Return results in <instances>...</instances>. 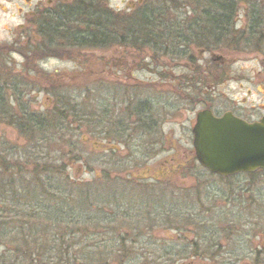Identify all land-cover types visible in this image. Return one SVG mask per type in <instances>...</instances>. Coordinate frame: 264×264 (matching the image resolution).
Listing matches in <instances>:
<instances>
[{
    "label": "rangeland",
    "instance_id": "1",
    "mask_svg": "<svg viewBox=\"0 0 264 264\" xmlns=\"http://www.w3.org/2000/svg\"><path fill=\"white\" fill-rule=\"evenodd\" d=\"M180 1L181 0H105L104 4L110 9L123 12L136 11L143 4L157 5L160 8L166 9L171 14L168 15V17L175 20L174 23L176 24V28L174 31H180L183 25H194L195 20L192 22V18L198 19L196 17H199V15L193 17L195 12H199V4L197 2L186 0L189 7L181 9L182 5H180ZM79 2L80 0H62L59 5V2L55 0L53 1V5L49 6L47 0H0V82L4 83V90L7 93L8 99L10 98L8 101L10 110H16V113H18V110L22 112V109H25V112L28 113H30V110H51L54 99H47L46 96L48 95L45 93V87H51L55 81H58L61 87L63 84L67 85L63 91H60V96H62L60 99H67L70 105L68 108H71L74 102L76 103V109H80L83 113L92 110L93 114H96L94 109H98L100 112L105 108L108 95L106 93V86L115 83L113 80L105 81V74L103 71L96 73V71L101 69L98 60L104 59L102 56H104L105 47H93L92 49L91 47L82 48L88 50H81V55H79V50L75 47H71L72 42L69 36L74 32L78 38L81 36L80 32L87 29V27H85V21L88 20H85L86 17L81 14L82 7L73 8L80 6ZM169 2L171 4L170 6L165 5ZM243 7L244 5H240L238 9L240 12L238 16L239 19L243 14ZM184 11H190L189 19L191 22L185 20ZM76 19H78V21H76ZM76 22L78 24H76ZM183 30H185V28ZM243 32L245 33L246 31L243 30ZM181 39L184 40L183 38ZM239 39V44L241 46L238 48L233 46L228 49L219 48L215 50L218 54H224L225 57L234 59L233 64H229L225 67L228 75L233 79L227 83L224 88H219L216 94L223 96L233 92L236 96H239L243 95V93L245 94L248 88L250 91L247 97L248 101L264 102V93L261 92V88H257L258 91L260 90L261 94L255 90L256 83L264 88V41L255 44V38L252 36L249 38L246 34L240 36ZM247 39L249 40L247 41ZM34 47H36V49L38 47L39 50L42 49V51L36 52L35 55L32 56L33 51L31 49ZM55 50H61L62 52L58 53L59 56H55ZM198 51L197 48L191 50L192 56L196 58ZM208 57V54H204V58L208 59ZM176 60L184 62L185 58L180 56L177 57ZM164 61L166 62L168 60L164 59ZM210 69H215V66L211 64ZM173 70L175 74L186 72L183 68L178 67ZM86 73L88 75L97 74L96 76H101L102 82L95 84L89 80L85 83L82 82L84 77H89ZM29 75L33 76L34 79L29 80ZM70 75L75 76L71 77ZM136 75L140 77L144 75V77H146L149 73L145 68L143 71L136 73ZM73 77H75V79H73ZM57 78H60L61 81ZM252 82L255 83V86L251 84ZM117 86L119 87L120 84H117ZM117 91L120 93L122 90L118 88ZM198 91V93L201 94V89L198 88ZM186 92L188 91L184 93ZM198 96L199 94H192V104L187 102L183 104L180 103V114H177L180 116L175 119L182 121L181 126L179 123L174 124L173 121L163 125V146L168 149H165V152L160 154L159 158L161 159L167 153L177 152L176 155L172 154L173 160H169L168 164H156L158 158L151 160L150 157L146 160L142 158L140 162H137L136 160L139 156L133 155L137 152L134 150V146L118 148V154L120 156H117V153H105V147L102 148L99 144V141H105L101 138V136H104L103 133H100L102 135L99 134L100 129L96 131L98 132L99 130L98 134H90V132L86 130L82 132L75 130L70 134L71 131L63 129L64 134L61 140H59L60 137L56 139L59 140L60 152L53 153L57 158H59L60 155V162L64 161L63 171L65 175L71 181H75L77 185L80 184L83 186V188H78V192L84 190L90 199L99 203H102V201H109V203H107L108 207L105 210L107 213L115 207H121V209L124 210L128 208L132 210L138 209L144 212L147 211L148 205L152 204L151 208H149L151 212L156 211L158 217L161 216L160 213L165 212H170L171 214L173 212L176 216H180L183 220L178 219L179 222H172V224H174L173 229L155 227L154 230L157 231L155 235H153L154 237H152L160 240V242L166 243L165 249H170L175 243L176 245L185 244L186 242H190L189 240H192L193 237V240H195L196 237H201L200 241L198 240L200 243V246L199 244L198 246L199 248H205L204 251H202L204 252L203 258L196 257L177 261L191 262V264H254L251 255L242 252L248 251L247 244H249V242H247L243 249H238V255L236 257H228L232 254L231 251L233 250L224 249L223 251V249L216 246V249L219 250H217V254H215L214 246L210 248L207 247V245L218 242V238L222 239L221 229L218 228L216 222L211 220L212 218L210 215L216 213V211H224V209L222 207L212 208V206H221L224 203V205H226L225 209H229L231 218L234 220L241 219L242 224L247 226L244 228L248 229L246 230L248 232L258 227L257 225L253 227L250 226L256 223L257 214L254 209H242L245 207L242 206V204L240 207V204H236L232 198H230L231 201L230 199H225L226 197L224 196H220H222V192L223 195H226L222 189L233 188L237 180L240 181L241 188H259L260 195H262L264 188L261 189L260 187L264 185V176L260 178L261 175H243L240 176L239 179L230 177L222 180L217 175L210 174L207 170L202 169L196 163H194V165L189 164L188 159H190V157L188 152L192 148L190 145L188 120L194 116L197 110L203 108L202 103H200L201 101L196 100ZM90 118H96V116L92 115ZM1 122L0 160H7V162H9L8 165L12 166L8 169L10 172L16 171L14 168L16 165H26L25 168H33L34 163H28V161H30L29 154L31 156L32 154L40 153L36 145L33 144L34 142L31 141L30 143L26 139L27 135H23L18 131L17 125L11 124L9 120ZM74 125H78V122ZM56 140L54 139L52 143H55ZM83 140L85 141L81 144L80 142ZM93 141H96V143ZM174 148H177V150H174ZM104 154L106 155L105 157H103ZM50 155L52 156V154ZM109 155H111L112 159L120 158L118 160L123 163V167L114 169L112 165H107L105 160H110ZM26 158H29L28 161H25ZM168 165L171 166L169 172H171L172 175L176 174L180 176L176 179L177 187H174V191L177 192L178 195H182L176 198L178 199L177 202L175 201L176 199H172L165 195L168 194V192L163 189L161 183L151 182L153 181L152 179L136 181L135 183L130 182L126 188L125 185L111 182L112 179L110 174H121L122 172L126 173L127 180L131 179L130 176L137 177L142 175H149L153 177V179L155 177L164 179L162 178L163 175L161 172H165ZM179 166H182V168H179ZM118 167H121V165ZM187 170L190 172L191 176L184 175ZM125 173L123 175H125ZM3 177H5V175H1L2 179ZM159 187H161L160 190ZM113 191H119V193L114 194ZM243 194L244 198L242 201H244L247 196L245 191ZM108 195L110 196L108 197ZM162 195L166 197L164 201L158 199L162 197ZM243 205H246V201ZM237 213L239 215L235 216ZM144 219L150 220V217L145 216ZM189 219L193 223L186 225V220ZM106 221L109 222V227L114 228L117 226V223H112L114 220L111 214H108ZM119 224L121 225L122 223ZM132 225H134V223ZM177 226L183 228L177 229ZM194 227L195 229H193ZM120 229L121 231L119 230V234L125 235L128 227L124 224ZM106 237L107 235L104 236V238ZM252 238L253 237H250L248 240ZM237 239L245 241L246 243V240L241 237H237ZM222 241L223 240H221V242ZM187 251L189 255L192 252V247H187ZM198 255L201 256V252L198 253ZM219 256H222L224 260H220ZM184 257H187V255ZM109 260L110 262L108 264H117V261L115 262L114 259ZM145 261V264H156L149 262L151 260ZM177 261L175 264L180 263ZM136 262L141 264L143 261L135 260L128 264H136Z\"/></svg>",
    "mask_w": 264,
    "mask_h": 264
},
{
    "label": "trees",
    "instance_id": "2",
    "mask_svg": "<svg viewBox=\"0 0 264 264\" xmlns=\"http://www.w3.org/2000/svg\"><path fill=\"white\" fill-rule=\"evenodd\" d=\"M104 1L80 0V6L73 7L74 9L82 7L81 14L86 17L85 20H88L85 21L87 29L80 32L81 36L77 38L74 32L69 36L72 42L71 47L79 50V55L81 50H88L82 48L105 47L109 30L119 34L121 39L118 45L123 44L120 30L127 27L124 24V18L119 12L106 7ZM193 2L199 4V12H195L193 17L196 15L199 17L192 18V22L195 20L194 25H183L181 29L185 28L183 31H174L175 20L168 17L171 14L166 9L157 5L143 4L136 11H132L140 14L137 28L139 33L143 31L145 38L143 44L150 43L156 49H166L173 43H177V46L190 43L197 49L215 51L219 48L240 47L239 38L244 34L249 38L254 37L255 44L264 41V0H193ZM165 5L171 4L169 2ZM180 5H182L181 9L189 7L186 0H181ZM240 5H244V11L239 19ZM184 13L185 20L191 22L190 11H184ZM243 30L246 32L244 33ZM195 70L200 71L198 66ZM193 74L195 75V72ZM199 75H201L200 72ZM200 85L199 82H195L187 88L192 89L193 94H199L197 87ZM66 86L65 84L63 87ZM161 86L162 90L168 91L170 84H161ZM63 87L58 90L61 91ZM181 88L180 84L176 85V93L181 92ZM9 99L4 90V83L0 82V123L9 120L11 124L17 125L18 131L27 135L26 139L30 143L33 141L40 153L31 156L29 154L30 161H28L29 158L25 160L28 163H34L33 168L16 165L14 167L16 171L11 172L8 171L12 167L8 165L9 162L0 160V264H108L109 259H114L117 264H128L135 260H142L141 264H145V260H151L149 262L156 264H175L178 259L169 257L166 253L173 251L171 247L165 249V243L158 245L152 237L154 242H143L144 238L140 237V231H138L141 228L132 225L131 222L132 219L140 218L138 222L144 225L142 230L151 226L152 229L151 227L146 229L156 232L157 230H154L155 227L151 224L157 221L158 217L152 216L150 220H145L140 215L141 210L129 208L124 210L121 207L112 208L107 213L105 210L109 201L99 203L90 199L84 190L78 192V188L83 186L77 185L65 175L64 161L60 162V155L57 158L53 152H60L59 140L64 134L63 129L70 131L62 126L63 123L67 125L69 116L80 117L82 114L80 109H76L75 102L71 108H68L70 105L67 99H58L53 101L51 110H30L28 113L22 109V112L18 110L16 113V110H10ZM57 138L59 140H56ZM54 139L56 141L52 143ZM262 174L264 170L231 177L239 179L243 175H261V178L264 176ZM1 175L5 177L2 179ZM260 188H264V185ZM222 190L226 195L222 192L220 197L232 198L236 204H240V207L241 204L245 207L242 209L255 210L256 223L250 226L258 227L248 232L246 231L248 229L244 228L247 226L242 224L241 219L231 218L229 209H225L224 203L221 206H212V208L224 209L210 215L211 220L221 229L222 239L218 238V242L207 247L214 246V253L219 250L216 246L223 251L230 249L233 250L231 252L237 253L239 248L243 249L249 242L248 251L242 252L251 255L254 264H264V192L260 195L259 188H241L239 180L233 188ZM244 191L247 198L245 197L242 201ZM245 201L246 205H243ZM108 214L113 216L112 223H117L116 227H109V222L106 221ZM166 214L168 220L162 219L168 224L163 222V226L158 228L173 229L172 219L183 220L180 216L174 215L169 218L168 213ZM238 215L237 213L235 216ZM162 219L158 221L161 222ZM124 224L128 229L126 234L122 235L119 232ZM177 229H179L178 226ZM106 235L107 237L104 238ZM153 235L155 233L151 232L150 236ZM237 237L245 239L246 243ZM250 237L253 238L248 240ZM191 245L193 252L197 251L198 244L193 242ZM136 246L139 248L135 249Z\"/></svg>",
    "mask_w": 264,
    "mask_h": 264
},
{
    "label": "flooded vegetation",
    "instance_id": "3",
    "mask_svg": "<svg viewBox=\"0 0 264 264\" xmlns=\"http://www.w3.org/2000/svg\"><path fill=\"white\" fill-rule=\"evenodd\" d=\"M53 1L55 0H47V4H49V6H52ZM56 1L59 2L58 4L60 5V2L62 0ZM119 13L120 16L124 18V24L127 25V27L125 26L120 30L122 37L124 38H122L123 44L118 45V41L121 39V37H119V34L114 33V31L109 30V33L107 35L108 42L105 45L104 56H102L104 59L98 60V64L100 65L101 69L99 71H96V73L103 71V73L105 74V81L113 80L116 84L111 83L112 85L106 86V93L108 94L106 98L107 103H105V108L100 112L98 111V109H94L96 114H93V111L90 110L87 113H83L82 111L80 117H68L67 125L63 123L62 126L70 130L71 134L75 130H78L79 132L86 130L87 132H90V134H98L99 130L98 132L96 131L97 129H100L99 134L103 133L104 136H101V138H103L105 141H99V144L102 148L105 147V153L112 152V154L117 153V156H120L118 154V148L134 146V150L137 152H135L133 155L137 157L139 156L136 160L137 162H140L142 158L146 160L150 157L151 160L158 158V162L156 164H168L169 160H173L172 154L176 155L177 152L175 151V153H167L161 159L159 158L160 154L164 153L165 149H168L163 146V125L173 121L174 124L179 123L181 126L182 121H179L175 118L180 116L177 115L180 114V103H193V93L191 92L192 89L187 88V86L195 82H199L201 84L199 86L200 88L198 87L199 89H201V94L199 93V96L196 99L201 101L200 103H202L203 105V108L200 109L201 111L207 110L216 117L229 113L234 117L246 122H254L264 118V102L248 101L247 97L250 94L248 88L246 89L247 94L243 93V95L239 96H236L233 92H230V94L223 96L216 94V91L219 88H224L227 83H229L233 79L228 75L225 67L229 64H233L234 59H229L228 57H225L224 54H218L213 50L210 51L205 49H198V55L195 58L191 54V50L195 48L192 47L190 43L185 45L180 44L179 46L173 43V45L169 46L166 49H156L152 45H150V43L144 45L143 43L145 42V38L142 34L143 31L139 33V30L137 28L140 14L134 13L132 11H120ZM31 50L33 51L32 56H34L36 52L42 51V49L39 50L38 47L37 49L36 47H34ZM54 52H56L54 54L55 56H59L58 53H61L62 51L55 50ZM204 54H208V59L204 58ZM178 55L185 58L184 62L176 60L177 57H180ZM164 59H167L168 61L165 62ZM211 64L215 66V69H210ZM197 66L200 69L199 72L201 75L199 76V72L195 70ZM177 67L183 68L186 72L175 74L173 69ZM145 68L149 73L148 76L144 77L143 75L142 77H140L136 75V73H138L139 71H143ZM194 72L195 75L193 74ZM96 75L97 74L88 75L89 77H84L82 82L85 83L87 80L92 81L93 84L102 82V77ZM28 77L29 80L34 79V77L30 75ZM73 79H75V77H73ZM58 80H60V78ZM166 83L170 84L168 91H164L161 89V84ZM117 84H120V86L118 87ZM179 84L182 87V91L176 93L175 88L176 85L178 86ZM251 84L255 86L254 82H252ZM259 87L261 88V92L264 93V88L258 83H256V92L261 94L260 90H257V88ZM60 88L61 85L58 81H55L51 87H45V93L48 95L46 96L47 99L55 100L62 98V96H60V91L58 90ZM118 88L122 90L120 93L117 91ZM63 90L64 87L62 88V91ZM185 91L188 92L184 93ZM47 110L48 109H46V111ZM200 110H197L194 113V116L188 120V131L190 132V145L192 148L188 152L190 157L188 161L190 165H194V163H196L199 165V167L204 169V167L201 166L197 160L196 153L193 147L192 135V128L196 122V114ZM92 115H95L96 118H90ZM77 122L78 125H74L77 124ZM84 141L85 140L81 141L80 143L82 144V142ZM93 142L96 143V141ZM174 150H177V148H174ZM111 155H109L110 160H105V163L107 165H112L114 169L122 168L123 163L118 160L120 158L112 159ZM105 156L106 155L104 154L103 157ZM120 165L121 167H118ZM170 168L171 166L168 165L165 172H161L163 175L162 178L164 179H159L156 177L153 179V177H150L149 175H142L137 177L129 175L131 179L127 180L125 172H122L121 174H110V177L112 179L111 182L125 185V188L128 187V184L130 182L135 183L136 181L152 179L153 181L151 182L162 184L163 189L167 190L168 192V194H165L167 197L176 199L177 197L182 196L178 195V193L174 191V187H177L176 179L180 176H177L176 174L172 175L171 172H169ZM179 168H182V166H179ZM188 172L189 171L187 170L184 175L191 176L190 172ZM124 173L125 175H123ZM160 188L161 187H159V190ZM113 192L118 193V191ZM109 196L110 195H108V197ZM158 199L164 201L166 197L162 195V197H159ZM177 200L178 199H176L175 201L177 202ZM151 206L152 204L148 205L147 211L140 212V215L143 216V218L145 216L158 217L155 214L156 211L151 212ZM167 213L169 215V218L175 215L173 212L172 214L170 212ZM160 214L161 216L158 217V219L164 218L168 220L166 212ZM158 219L151 224L153 227L163 226V222L165 224H168L166 220L162 219V221L160 222L158 221ZM139 220L140 218H135L132 219L131 222L141 228V230L139 229L138 231H140V237L144 238L143 242H154V240L152 239L153 237L150 236V233H155V231H148V229H146L150 228L151 226H148L145 228V230H142L144 225L138 222ZM172 221L174 223L179 222V220L177 219H172ZM189 223L193 222L190 219L186 220V225H189ZM180 228L183 227L179 226V229ZM193 229H195V227ZM200 239L201 237H196L193 242L199 244L200 246ZM155 240L158 245L159 243H163L158 239ZM192 240L190 239V242H186L185 244L176 245L175 243L173 246H171V249L173 251H167L166 253H168L169 257L178 259L180 261L193 259L196 257L203 258L204 252L202 251H204L205 247L199 248L198 246L197 251L193 252L192 250V252L189 254L190 256L187 254V247H192ZM137 248H139V246L135 247V249ZM200 252L201 256L198 255V253ZM231 253L232 254L228 257H236L238 255V253L236 252ZM185 255H187V257H184ZM139 257L144 256L139 255ZM219 258L223 259L222 256H219ZM179 264H191V262H180Z\"/></svg>",
    "mask_w": 264,
    "mask_h": 264
},
{
    "label": "water",
    "instance_id": "4",
    "mask_svg": "<svg viewBox=\"0 0 264 264\" xmlns=\"http://www.w3.org/2000/svg\"><path fill=\"white\" fill-rule=\"evenodd\" d=\"M193 147L199 163L212 173L229 176L264 169V118L247 123L229 113L196 114Z\"/></svg>",
    "mask_w": 264,
    "mask_h": 264
}]
</instances>
